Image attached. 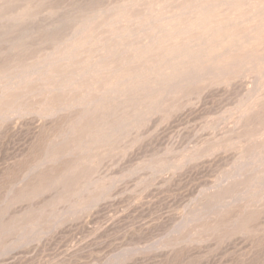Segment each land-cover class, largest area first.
I'll list each match as a JSON object with an SVG mask.
<instances>
[{"label": "rangeland", "instance_id": "374dc122", "mask_svg": "<svg viewBox=\"0 0 264 264\" xmlns=\"http://www.w3.org/2000/svg\"><path fill=\"white\" fill-rule=\"evenodd\" d=\"M160 24L174 79L89 116L39 79ZM0 264H264V0H0Z\"/></svg>", "mask_w": 264, "mask_h": 264}, {"label": "bare ground", "instance_id": "6f19581e", "mask_svg": "<svg viewBox=\"0 0 264 264\" xmlns=\"http://www.w3.org/2000/svg\"><path fill=\"white\" fill-rule=\"evenodd\" d=\"M129 24H131L129 21L124 23V30L129 28ZM186 30L188 29L182 28V26H178L176 29V31L179 32L178 35H184ZM174 35L173 29H171L169 25L165 27L163 24L157 27V31L142 29L136 34L127 32L126 35L121 34L117 40L106 49H103L100 53H91V57H89V55L86 57L84 56V59L80 56H76L74 59L61 64V66L58 65L59 71L57 70L58 67L56 69L55 66H52L48 68L45 74L42 75V78L39 79H41V81L44 82L43 84L48 88V78L52 76L57 77L56 86H51V89L53 91L55 90L57 93H61V95H65V93L73 94L80 100L79 102L81 105L86 108V114L89 116L90 113L104 110L107 106H110L113 101L117 102L118 100L120 101V99L137 95L141 90L148 88L150 83L158 79L160 80L163 76L170 78L169 75L173 69L174 61L181 57L184 50H186L185 55L190 54V52H188L189 46L185 49V44L175 41ZM185 61L188 62V59ZM174 71L173 69V72ZM175 72L178 74L177 71ZM52 84H54V82ZM58 94L53 95L57 97L59 96ZM63 98H61V101ZM57 101H60V99ZM57 104L55 103L54 106L56 107ZM128 105L134 106L138 104L134 101L130 102L129 100ZM86 121L87 124L84 128L76 131L77 134L78 132H84L86 136H83L84 133L82 135L80 133L79 137L82 136L87 138L92 136V133L95 131L97 132V129L101 131L103 128L105 129L106 124H102L101 121L94 122V119H88ZM74 139L78 138L74 137ZM89 139L91 140V137ZM99 142H101V140ZM94 143L96 144V141ZM77 144L78 146L81 145L78 142ZM96 145L98 146V144Z\"/></svg>", "mask_w": 264, "mask_h": 264}]
</instances>
